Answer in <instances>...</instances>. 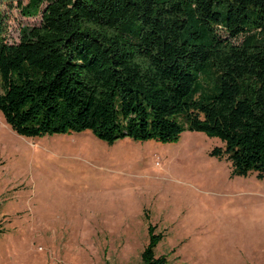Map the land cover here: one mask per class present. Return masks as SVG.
Segmentation results:
<instances>
[{
  "label": "trees",
  "instance_id": "1",
  "mask_svg": "<svg viewBox=\"0 0 264 264\" xmlns=\"http://www.w3.org/2000/svg\"><path fill=\"white\" fill-rule=\"evenodd\" d=\"M22 10L39 22L7 43L0 8V114L13 133L89 130L111 144L172 142L186 128L217 138L208 154L233 175L264 178V0H29ZM200 73L214 74L215 90ZM154 229L140 264H167Z\"/></svg>",
  "mask_w": 264,
  "mask_h": 264
},
{
  "label": "rangeland",
  "instance_id": "2",
  "mask_svg": "<svg viewBox=\"0 0 264 264\" xmlns=\"http://www.w3.org/2000/svg\"><path fill=\"white\" fill-rule=\"evenodd\" d=\"M28 1L2 0L7 43L39 22ZM214 146L186 128L172 142L22 137L0 114V264H140L147 223L167 264H264V178L233 175Z\"/></svg>",
  "mask_w": 264,
  "mask_h": 264
}]
</instances>
